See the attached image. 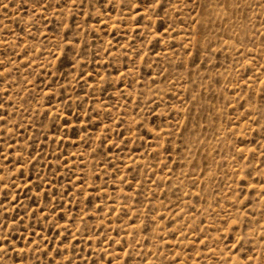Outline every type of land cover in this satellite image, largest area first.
<instances>
[{
    "label": "rangeland",
    "instance_id": "374dc122",
    "mask_svg": "<svg viewBox=\"0 0 264 264\" xmlns=\"http://www.w3.org/2000/svg\"><path fill=\"white\" fill-rule=\"evenodd\" d=\"M0 264H264V0H0Z\"/></svg>",
    "mask_w": 264,
    "mask_h": 264
}]
</instances>
